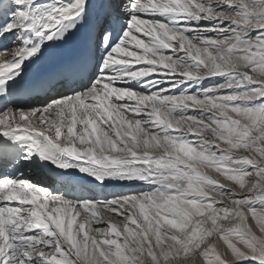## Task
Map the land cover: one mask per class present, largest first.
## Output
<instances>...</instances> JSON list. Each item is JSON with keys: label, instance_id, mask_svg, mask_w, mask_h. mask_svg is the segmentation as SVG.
Masks as SVG:
<instances>
[{"label": "snow or ice", "instance_id": "1", "mask_svg": "<svg viewBox=\"0 0 264 264\" xmlns=\"http://www.w3.org/2000/svg\"><path fill=\"white\" fill-rule=\"evenodd\" d=\"M20 158L84 179L0 175V264H264V0H0Z\"/></svg>", "mask_w": 264, "mask_h": 264}, {"label": "bare ground", "instance_id": "2", "mask_svg": "<svg viewBox=\"0 0 264 264\" xmlns=\"http://www.w3.org/2000/svg\"><path fill=\"white\" fill-rule=\"evenodd\" d=\"M11 47V44L9 45ZM48 48H45L44 52L47 50ZM41 57V56H40ZM37 60L33 61L30 65H28V67L25 69L28 70L29 68H31L35 62ZM11 161V160H10ZM3 163V169L1 170L0 167V175L4 173L7 175H16L17 172L19 173H23L25 176H30L32 177L33 180L36 179H43L45 180L47 183L51 184L52 187L54 189H60L62 192L67 191V192H75V188L70 187L69 185L62 183L60 176H58L57 174H70L72 176H77L79 175L78 172H76L75 170H63V169H59L56 168V166H51L52 171L49 172L46 176H37L36 173L30 169L29 167H27V162L24 161L22 158L20 159H16L13 160L11 163H8V161H4L3 159L0 160V165ZM82 179H84L83 176L79 175ZM81 179V180H82ZM117 187L120 188H128V187H132V188H137V189H141L143 187H145L142 184L139 183H134V184H117ZM71 198V197H70ZM76 210L87 214V218L86 221L88 220V217L90 215V213H86L84 210L80 209L79 207L76 208ZM108 220L114 221V222H118L119 220H117V218H119L118 216L114 215V214H110L106 217ZM120 222H122V220L120 219ZM97 225H93V227H95ZM91 233H95V232H91ZM244 264H250V262H244Z\"/></svg>", "mask_w": 264, "mask_h": 264}, {"label": "rangeland", "instance_id": "3", "mask_svg": "<svg viewBox=\"0 0 264 264\" xmlns=\"http://www.w3.org/2000/svg\"><path fill=\"white\" fill-rule=\"evenodd\" d=\"M118 86H120V85H118ZM13 160H8V163H11ZM0 167H1V170L3 169V163L0 165ZM79 174V173H78ZM213 174H215V173H213ZM1 175H4V173L3 174H1ZM11 175H13V174H11ZM79 175H81V176H83L82 174H79ZM82 179V178H81ZM83 180V179H82ZM74 211H78V210H76V209H74ZM86 218H87V214H85V213H83L81 216H79V217H77V224L76 225H74V230H78V223H80V222H85L86 221ZM117 220H119L118 222H114V221H112V222H114V223H116V224H118V225H121L122 226V222H120V218H117ZM91 235H96V233H90ZM97 238H99V237H97ZM250 264H252V262H250Z\"/></svg>", "mask_w": 264, "mask_h": 264}]
</instances>
